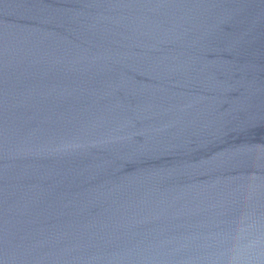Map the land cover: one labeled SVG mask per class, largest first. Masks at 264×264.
Segmentation results:
<instances>
[{"label": "water", "instance_id": "1", "mask_svg": "<svg viewBox=\"0 0 264 264\" xmlns=\"http://www.w3.org/2000/svg\"><path fill=\"white\" fill-rule=\"evenodd\" d=\"M264 212V0H0V264H198Z\"/></svg>", "mask_w": 264, "mask_h": 264}, {"label": "clouds", "instance_id": "2", "mask_svg": "<svg viewBox=\"0 0 264 264\" xmlns=\"http://www.w3.org/2000/svg\"><path fill=\"white\" fill-rule=\"evenodd\" d=\"M198 264H264V212L247 206L231 226L214 234Z\"/></svg>", "mask_w": 264, "mask_h": 264}]
</instances>
